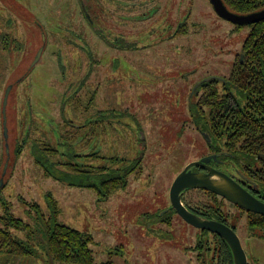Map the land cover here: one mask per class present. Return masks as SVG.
<instances>
[{
	"label": "flooded vegetation",
	"instance_id": "af4514ba",
	"mask_svg": "<svg viewBox=\"0 0 264 264\" xmlns=\"http://www.w3.org/2000/svg\"><path fill=\"white\" fill-rule=\"evenodd\" d=\"M151 1L153 5L149 6V12L161 8V2ZM252 1L250 11L233 13L248 16L264 11V0ZM80 2L87 23L96 28L91 4ZM209 3L218 19L216 22L228 28L229 41L210 37L202 46L195 37V41H181L191 33L186 21L191 11L186 15L181 11L183 6L178 4L182 13L175 17L176 25L172 27L173 21L169 19L167 25L159 27L163 28V34L145 46L153 48L163 40L175 38L177 42L174 41L166 52L135 57L134 61L123 58L120 52L117 56L103 57L107 77L117 80L114 104H107L97 90L99 85L89 82L100 61H95L85 38L76 33L70 36L69 44L79 47L84 56L74 53L77 59L73 57L70 61L69 54L64 51L50 54L56 61L60 60L57 66L62 71L61 77H67V70L71 69L59 101L52 97L46 101L43 91L37 90V106L33 111L31 97L24 96L22 89L15 106L18 132L14 138L9 134L8 112L3 110L1 103L0 252L9 253L14 264L23 257L27 264H88L86 259L80 260L83 257L80 253L72 252L74 245L65 246L70 250L62 256L68 259H59L44 243L45 225L42 222L57 219L52 186L46 187L43 183L45 179L58 180L54 178L53 170L82 180L73 186L89 188L98 202L110 198V193L105 194L106 177L122 179L126 174L123 187L117 188L118 194L120 189L129 186L133 176L132 234L166 238L172 242V248L184 255L178 264H234L233 250L223 237L188 222L179 212L174 204L178 195L191 214L232 228L240 239L247 264H264L249 255L243 244L251 237L264 240V229L249 224L254 215H264L249 211L207 187L188 186L180 192L172 190L175 178L186 169L190 175L211 174L212 180H221V176L232 179L264 202V17L247 23L234 22L220 16L211 0ZM119 4L124 6L126 3L120 0ZM158 19L147 29L150 34L156 32L152 26L158 24ZM245 26L249 28L246 36L236 33ZM104 31L100 27L95 30L110 49L143 48L136 43L127 44L122 36L113 37ZM228 42L234 45L233 48H228ZM13 45L16 47L14 41ZM41 47L38 45L37 52ZM9 48L1 38L2 74L8 67L12 70ZM36 55L19 69V77L7 87L22 84L32 67L41 60L40 57L33 63ZM130 66L135 73H129ZM2 82L0 78V87ZM56 102L59 103L58 116L53 113ZM143 107L147 111L139 115L138 110ZM5 119L8 124L6 137ZM128 133L134 136V147L131 152L125 147L128 155L117 154V140ZM11 143L18 147V153L15 148L11 150ZM24 150L32 158L38 176L34 191L23 185L19 187L15 180H8L12 174L7 171L11 154L17 160ZM144 170H148V175L141 178ZM97 177L102 179L96 180ZM18 187L23 189L20 194ZM5 188L8 191H4ZM150 195L154 204L149 200ZM13 202L16 205L14 211L11 209ZM243 216L246 219L244 234L238 225ZM10 220L22 223V228L9 225ZM17 241L24 243L19 246ZM88 248L93 257L91 264H118L116 250L108 248L95 253L90 244ZM34 257L39 260H32Z\"/></svg>",
	"mask_w": 264,
	"mask_h": 264
},
{
	"label": "rangeland",
	"instance_id": "374dc122",
	"mask_svg": "<svg viewBox=\"0 0 264 264\" xmlns=\"http://www.w3.org/2000/svg\"><path fill=\"white\" fill-rule=\"evenodd\" d=\"M82 1L84 4H91L90 11H93V17L97 21L96 28H92L87 23L80 0H0V39L2 38L9 44L8 56L12 54L9 57L13 58L12 70L8 67L3 74L0 72V78L3 79L0 87V106L3 103L7 85L16 81L19 77V69L36 55L38 45L41 44L44 47L40 62L32 67L30 74L22 84L16 85L17 83H15L14 87L10 89L6 110L9 117V134L12 138L18 132L15 106L22 94V89L24 96L27 94L29 99L31 97L30 107L33 111L36 110L35 107L37 106V90L43 91V98L46 101L51 97L59 101L63 83L69 81L68 75L71 73V69L68 68L67 77H61L62 71L60 72L57 66V62L60 60L56 61L53 57H50V54L53 52L59 54L64 51L69 54L70 61L73 57L76 58V56H73L74 53L76 55L82 54L83 51L80 52L79 47L75 48L69 44V38L74 33L85 38L91 52L95 55V61H100V65L95 67V72L89 82L92 85H99L97 90H99L100 96L105 99L107 104L113 102L115 97L117 99V94L115 96L114 93L117 89V80L107 77V70L104 65L106 59L103 57L107 58L110 54L117 56V52H120L123 58L134 61L135 57H149L150 54H155L157 51L159 54L166 52L165 50L170 48L174 41L177 42L175 38L168 41L163 40L153 48L145 46L154 41L156 36L163 34V28L159 27L167 25L170 22L169 19L173 21L171 25L174 27L176 25L174 20L182 12L187 15L191 11L186 20L191 33L186 34L185 39L183 38L181 41H195L193 39L195 37L199 42H202L201 46L204 40L205 42L209 41L210 37H220L229 41L228 28L216 22L218 19L209 0H157V2H161V8L152 12L148 11L149 6L153 3L151 0H121L127 4H124V6H119L120 0ZM178 4H180V7L183 6L182 12L178 9ZM164 9L165 11L162 13ZM157 19L159 20L158 24L152 26L156 28V32L150 34L147 29ZM192 21L195 25L192 24ZM222 21L226 25L229 24L227 21ZM99 27L105 30L104 33L107 31L110 36H122L127 44L136 43L138 47L143 48L132 50L110 49L95 32ZM248 31L249 28L245 26L236 33L246 36ZM13 41L16 47L13 45ZM46 45L47 48L45 49ZM233 46L228 42V48H233ZM82 56L84 55L82 54ZM11 62L12 59H10L9 66ZM131 71L135 73L133 67L130 66L129 73ZM29 83L30 88H27ZM123 85H128V83L123 82ZM47 89L51 90L52 94ZM118 95L121 96V92ZM126 96L130 98V95ZM54 104L53 113L58 116L59 103ZM146 111V108L143 107L138 110V113L143 115ZM134 143L133 134L128 133L126 136H120L115 150L117 154L128 155L129 151H125V147H128L131 152ZM13 144L10 145L11 150ZM7 171H12L8 180H15L19 187L23 185L34 191L38 176L35 172L33 160L27 151L24 150L17 160L11 154ZM147 175L148 170H144L141 178H146ZM71 180L76 182L78 178L74 177ZM43 183L46 187L48 185L52 186L56 199L57 220L72 228L90 233L93 238L90 242V248L95 253L98 250L112 248L117 252L118 264H178L180 263L179 260L184 258L183 253L172 248V242L161 235L148 237L132 234L131 218L134 212L132 207L135 200L133 176L130 178L129 186L126 189H120L117 194L116 188L115 191H111L108 200H100L99 202L89 188L69 185L67 182H61V180L45 179ZM19 187L17 193L23 190ZM4 191H8V189L5 188ZM153 199L150 195L149 200L152 204H154ZM13 203L11 209L14 211L16 205L15 202ZM244 216L238 221L243 234L246 226ZM26 221L30 222L29 220ZM243 244L249 255L255 256L264 263V240L259 237H251L249 241H245ZM10 258L9 253L0 252V264H14ZM32 260H39V257H34ZM26 261L23 257L17 264H27Z\"/></svg>",
	"mask_w": 264,
	"mask_h": 264
},
{
	"label": "water",
	"instance_id": "95a60500",
	"mask_svg": "<svg viewBox=\"0 0 264 264\" xmlns=\"http://www.w3.org/2000/svg\"><path fill=\"white\" fill-rule=\"evenodd\" d=\"M213 6L217 13L225 19L238 22V23H247L254 21L259 18L264 17V11L257 12L250 15H238L233 12H230L223 4L221 0H211ZM43 46L38 50L37 55L33 61L35 63L42 55ZM11 86H8L5 90L3 97V110L5 111L7 100L9 96ZM7 120H4V136H7ZM211 174H207V176L202 174H188L186 169L182 171L174 180L172 190L181 191L182 189L188 186H203L215 190L219 192L230 200H232L235 204L242 206L243 208L264 215V202L250 194L246 189L240 186L237 182L232 179H227L218 174L220 179L212 180L210 178ZM210 179H209V178ZM210 180V182H207ZM174 204L177 206L179 212L184 216V218L201 228L209 229L217 232L221 237H223L228 244L231 246L234 253V264H247V256L241 246L240 239L236 232L220 222L207 220L205 218H201L199 216H195L189 212L180 202V197L176 198Z\"/></svg>",
	"mask_w": 264,
	"mask_h": 264
},
{
	"label": "trees",
	"instance_id": "16d2710c",
	"mask_svg": "<svg viewBox=\"0 0 264 264\" xmlns=\"http://www.w3.org/2000/svg\"><path fill=\"white\" fill-rule=\"evenodd\" d=\"M225 5L228 7V9L235 13H246V11H250L252 9V0H223ZM15 152L18 153V147L14 146ZM17 150V151H16ZM52 174H54V178L74 184V180H71L74 177H70L67 175H61L58 171L53 170ZM108 176V175H107ZM102 179L101 177H97L96 180ZM107 185L105 187V194L111 193V191H115L116 188L119 186L123 187L124 182L126 180V174L123 176V178H114V177H106ZM82 180L76 181L81 182ZM91 180H89L90 182ZM91 184V183H90ZM50 205H53L50 204ZM56 205V202H55ZM258 216V215H257ZM253 216V218L250 219L249 224L251 226H258L262 227L264 229V216ZM56 222V223H55ZM43 225H45V229L43 232L45 233L43 236V240H45V244L47 245L48 251L51 252L53 255H57L59 259H68L65 256H62L64 253L69 252L70 249H67L66 245H74L72 248V252L74 253H80L81 259L80 260H87L88 264L92 263V255L91 250L88 248V245L92 241V236L89 233L81 232L77 229H74L70 226L64 225L60 223L57 219H54L52 221H46L42 222ZM54 223V224H53ZM9 225H12L16 228H22V223L14 220H10ZM24 243V242H23ZM22 242L17 241L16 244H20L19 246L23 245ZM26 244V243H25ZM84 254H87L88 256L85 257ZM71 260V259H70Z\"/></svg>",
	"mask_w": 264,
	"mask_h": 264
}]
</instances>
